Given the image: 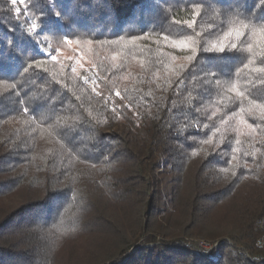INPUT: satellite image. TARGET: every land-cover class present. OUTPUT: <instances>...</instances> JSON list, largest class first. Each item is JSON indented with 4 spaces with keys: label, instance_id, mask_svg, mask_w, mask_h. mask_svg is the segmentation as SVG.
Instances as JSON below:
<instances>
[{
    "label": "trees",
    "instance_id": "16d2710c",
    "mask_svg": "<svg viewBox=\"0 0 264 264\" xmlns=\"http://www.w3.org/2000/svg\"><path fill=\"white\" fill-rule=\"evenodd\" d=\"M0 264H264V4L0 0Z\"/></svg>",
    "mask_w": 264,
    "mask_h": 264
},
{
    "label": "rangeland",
    "instance_id": "374dc122",
    "mask_svg": "<svg viewBox=\"0 0 264 264\" xmlns=\"http://www.w3.org/2000/svg\"><path fill=\"white\" fill-rule=\"evenodd\" d=\"M57 56L64 61L71 62L75 69H85L93 66V58L96 54L103 52L102 48L86 42L79 41H57L56 43ZM199 252L202 255H210L211 247L205 243H201ZM198 252V251H196Z\"/></svg>",
    "mask_w": 264,
    "mask_h": 264
},
{
    "label": "snow or ice",
    "instance_id": "6c2138e0",
    "mask_svg": "<svg viewBox=\"0 0 264 264\" xmlns=\"http://www.w3.org/2000/svg\"><path fill=\"white\" fill-rule=\"evenodd\" d=\"M11 2H12L13 5H16L17 3H19V4L22 5V4L25 3V0H11ZM260 2H261V4H264V0H260ZM17 13H19V9H17ZM33 28L35 29L36 26L33 25ZM239 35H243V33H240ZM231 47H232V49H236L237 48V45L235 43H233L231 45ZM248 50L250 52L252 51V45L251 44L248 45ZM192 51H193V54H195V48H193ZM222 52H225V50L223 48L220 49V53H222ZM245 67H246V65H245ZM73 71H74V69H73ZM211 74L214 75V76H216V73H214V72H211ZM117 95H119V93H117ZM241 95H243V94H241Z\"/></svg>",
    "mask_w": 264,
    "mask_h": 264
}]
</instances>
